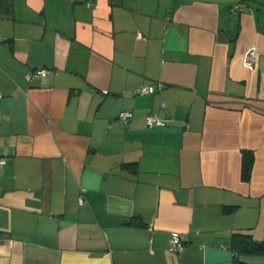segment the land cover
I'll return each instance as SVG.
<instances>
[{
  "label": "crops",
  "instance_id": "obj_1",
  "mask_svg": "<svg viewBox=\"0 0 264 264\" xmlns=\"http://www.w3.org/2000/svg\"><path fill=\"white\" fill-rule=\"evenodd\" d=\"M0 156V264H234L264 243V0H0Z\"/></svg>",
  "mask_w": 264,
  "mask_h": 264
},
{
  "label": "built area",
  "instance_id": "obj_2",
  "mask_svg": "<svg viewBox=\"0 0 264 264\" xmlns=\"http://www.w3.org/2000/svg\"><path fill=\"white\" fill-rule=\"evenodd\" d=\"M91 3L88 2L87 6H90ZM237 6H234L232 10H234ZM140 36V34H138ZM258 58V54L254 49H250L244 59V63L247 66H252ZM51 68L48 67H41V68H35L34 70L28 72L25 74V78L27 80H30L31 78H45L49 72H51ZM157 90V87L154 84H149V85H143L140 86L137 89L138 94H148L152 93ZM103 93H107V90H103ZM132 112L129 110H121L117 114V119L122 122L126 123L132 119ZM145 123L147 127L153 128V127H164L168 124V119L166 118H161L153 113H148L145 115ZM4 156H0V163H3L5 161ZM79 202H83V196L80 194L79 196ZM168 247L171 248L174 251H179L183 248L184 244L183 241L181 240L179 236L178 231H173L171 232V235L168 239Z\"/></svg>",
  "mask_w": 264,
  "mask_h": 264
},
{
  "label": "trees",
  "instance_id": "obj_3",
  "mask_svg": "<svg viewBox=\"0 0 264 264\" xmlns=\"http://www.w3.org/2000/svg\"><path fill=\"white\" fill-rule=\"evenodd\" d=\"M249 153L244 151L243 154ZM248 164L246 161L243 163V169L247 168ZM230 249L234 253V264H244L237 259V255L241 253L253 252L261 253L264 252V243L257 241L251 237L250 234L244 232H235L231 235L229 240Z\"/></svg>",
  "mask_w": 264,
  "mask_h": 264
}]
</instances>
